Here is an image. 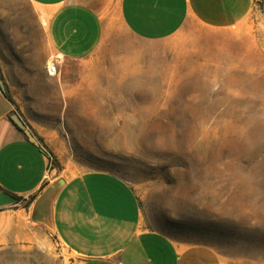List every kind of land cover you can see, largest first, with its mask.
I'll return each mask as SVG.
<instances>
[{"label":"crops","instance_id":"1","mask_svg":"<svg viewBox=\"0 0 264 264\" xmlns=\"http://www.w3.org/2000/svg\"><path fill=\"white\" fill-rule=\"evenodd\" d=\"M253 3L0 0V252L42 244L51 229L70 264H220L208 245L144 226L132 187L118 175L88 170L49 177L46 150L28 140L14 115L28 127L21 114L27 102L67 106L99 86L104 72L118 93L167 98L197 69L218 64L234 42L226 30ZM175 36L180 47L169 44ZM50 59L55 74L46 69Z\"/></svg>","mask_w":264,"mask_h":264},{"label":"rangeland","instance_id":"2","mask_svg":"<svg viewBox=\"0 0 264 264\" xmlns=\"http://www.w3.org/2000/svg\"><path fill=\"white\" fill-rule=\"evenodd\" d=\"M226 32L234 42L218 64L167 98L118 93L104 72L83 98L29 101L21 114L48 154L49 177L112 172L132 187L147 228L208 245L220 264H264V0ZM169 44L180 47L179 36ZM70 258L51 229L42 244L0 252V264Z\"/></svg>","mask_w":264,"mask_h":264},{"label":"water","instance_id":"3","mask_svg":"<svg viewBox=\"0 0 264 264\" xmlns=\"http://www.w3.org/2000/svg\"><path fill=\"white\" fill-rule=\"evenodd\" d=\"M0 87L2 89H4V84L2 81V78L0 77ZM14 120L15 122L18 124V126L20 128L23 129L24 134L26 135V137L28 138V140L36 145L39 144L38 139L36 138V136L34 135V133L32 132V130L29 127H26L25 124L23 123V121L21 120V118L18 115H14Z\"/></svg>","mask_w":264,"mask_h":264},{"label":"built area","instance_id":"4","mask_svg":"<svg viewBox=\"0 0 264 264\" xmlns=\"http://www.w3.org/2000/svg\"><path fill=\"white\" fill-rule=\"evenodd\" d=\"M56 60L55 59H50L48 62H47V67H46V69H47V71H48V73H50V74H55L56 73V71H57V66H56ZM47 156H48V154H47Z\"/></svg>","mask_w":264,"mask_h":264},{"label":"trees","instance_id":"5","mask_svg":"<svg viewBox=\"0 0 264 264\" xmlns=\"http://www.w3.org/2000/svg\"><path fill=\"white\" fill-rule=\"evenodd\" d=\"M5 94H6V96H7V97H9V98H10V96L7 94V92H5ZM13 198H14V199H16V200H19V199H20V197H18V196H15V195L13 196Z\"/></svg>","mask_w":264,"mask_h":264}]
</instances>
